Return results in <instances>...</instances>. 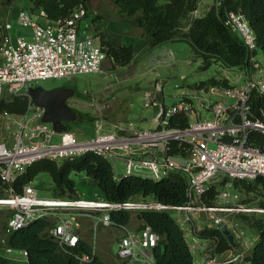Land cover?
Here are the masks:
<instances>
[{"label": "built area", "instance_id": "2783aa9c", "mask_svg": "<svg viewBox=\"0 0 264 264\" xmlns=\"http://www.w3.org/2000/svg\"><path fill=\"white\" fill-rule=\"evenodd\" d=\"M205 1L199 0L193 17L202 16L211 5L220 3L219 0H209L210 4H204ZM88 17L85 3H79L68 17L57 21L48 20L42 10L33 13L29 8H24L17 14L15 25L30 29L28 40L21 34L13 35L10 32L13 24L6 22L0 35V99L4 96L28 97V87L36 86L41 80L66 79L99 72L102 62L107 59L106 48L101 43L97 28L88 30L89 24L82 25ZM225 25L240 37L250 52L256 50L255 34L240 11L227 12ZM169 62H174L172 51H165L152 59L154 66ZM239 72L244 78L242 85L235 86L229 82L226 88L211 86L182 90L181 101L171 107L165 105L164 84L154 79L150 88L143 93V103L152 113L154 106H158L159 110L152 117L154 125L146 129L132 122L110 124L100 114V106L94 104L98 115L96 131L87 140L78 139L68 131L57 133L51 124L41 122L43 109L36 107L28 97L30 105L27 113L15 115L18 133L10 144L7 140L0 142V180L3 184L0 208H7L11 213L6 222V234L36 220H51L53 224L47 229V235L56 242L58 250L74 257L80 264H92L91 254L76 251L81 240L79 225L75 220L79 216L92 223L94 232L99 226L118 231L117 264H155L153 252L161 240L160 235L149 226L141 225V222L135 227L130 223L115 224L110 213L121 209L174 212V220L185 239L191 238L187 242L191 252L199 253L200 258L195 264H241L246 250L248 252L250 248L244 241V233L235 216L257 211L237 204L239 195L230 194L225 188L233 186L230 181L217 187L213 204L203 202L218 174L234 181L250 182L264 178V149L249 143L252 131L264 134V116L254 117L248 103L253 92L264 94V66L257 55H251L248 67ZM198 92L205 93V97L201 99ZM194 96L196 104L207 111V116L203 117L197 110ZM229 100L233 102L229 103ZM177 112H183L189 119L184 130L169 127V118ZM10 116L13 115L4 113L1 117L9 120ZM55 136L59 137L58 143L53 142ZM173 141L179 146H187L189 153L186 156L168 155ZM88 152L102 156L112 167H121L124 175L138 173L151 179H161L169 173L180 172L187 179L188 202L181 206H170L152 199L124 204L99 198L70 200L39 196L31 184L24 186L20 193L12 186L15 179L35 161L48 159L59 163ZM174 156H181L186 160V165L173 161ZM115 171L116 177L121 176ZM200 214L206 216L209 226L220 229L225 225L232 234L233 248L224 252V258L214 252V241L200 240L198 243L192 222ZM92 238V254H95V233ZM0 245L2 252H13L6 247V238L0 239ZM239 247L243 250L238 251ZM21 255L25 260L27 253L21 251ZM9 258L14 262L21 261L17 256Z\"/></svg>", "mask_w": 264, "mask_h": 264}, {"label": "trees", "instance_id": "16d2710c", "mask_svg": "<svg viewBox=\"0 0 264 264\" xmlns=\"http://www.w3.org/2000/svg\"><path fill=\"white\" fill-rule=\"evenodd\" d=\"M10 1V0H7ZM33 13L44 11L46 18L57 21L69 16L71 11L86 0H29ZM123 18L132 19L142 30L146 44L151 48L166 42H184L190 46L194 60L198 62V71H207L212 65L223 70L242 71L249 65L251 55L258 51L264 55V0H219L199 17L192 13L197 9L199 0H107ZM240 11L248 21L256 37V50L250 52L240 37L225 25L226 13ZM101 43L106 48V56L112 61V68L126 66L134 58L131 45L110 44L100 33ZM218 86L229 87L224 77L211 76L196 83L193 88ZM252 115L264 116V94L253 92L248 101ZM30 99L25 96H13L0 99V116L4 113L22 116L28 111ZM189 119L183 112L174 113L169 118V127L184 130ZM70 132V131H68ZM249 143L264 149V134L252 131ZM189 153L187 146L171 142L168 155ZM41 173H46L53 184L52 197L74 200L79 198L77 183L73 176L83 174L95 184L103 197L101 199L116 204L132 203L138 197L151 198L163 205L181 206L188 202L186 195L187 179L180 172L169 173L161 179H151L141 175L115 176L113 167L105 158L92 152L85 153L62 162L41 159L27 166L19 175L13 188L22 192L24 186L31 184ZM264 187V178L254 180ZM224 183V181H223ZM234 188L243 187L247 192L252 190L251 183L235 180ZM3 184L0 180V196ZM217 196V187L212 185L203 197L205 204H213ZM111 220L118 225L130 223V210H115L110 213ZM141 225L149 226L160 235L161 240L154 249L155 264H195L192 252L182 230L169 212L141 210L137 214ZM244 221L249 218L243 216ZM51 220H36L16 231L6 234V247L12 250L25 251L27 264H80L74 257L62 254L56 242L47 235ZM254 229L257 239L244 261L250 264H264V221L261 219L248 222ZM194 235L200 240L214 241V252L219 255L232 245L219 229L205 226ZM78 253L92 256V264H106L95 254L91 246L80 240ZM0 264H18L0 253Z\"/></svg>", "mask_w": 264, "mask_h": 264}, {"label": "rangeland", "instance_id": "374dc122", "mask_svg": "<svg viewBox=\"0 0 264 264\" xmlns=\"http://www.w3.org/2000/svg\"><path fill=\"white\" fill-rule=\"evenodd\" d=\"M2 1L9 3L7 0ZM207 1L210 2L209 0H206V2ZM16 3L22 8H27L29 0H16ZM19 29V33L28 40L31 32L30 29L28 27H19ZM165 45L168 46L170 48L169 50L174 53V62L154 66L151 63L144 61L142 64L134 63L131 66L126 65L116 67L114 69H104L97 73L78 75L66 79L41 80L35 85L42 86L45 89L60 86L74 89V96L68 100V104L77 111L78 118L76 121L67 123L68 131L72 132L78 139L87 140L91 138L96 131L95 120L98 118V115L92 107L94 104H98L100 106V114L110 124L117 122H132L139 128H148L152 121L153 114L149 109L144 107L143 91L149 88L150 82L154 79H158L164 84L165 105L168 107H171L175 103L181 101L182 90L188 91L189 87L193 86L196 82L204 81L207 77L225 76L231 85L235 86L242 85L244 82V78L241 76L239 71H224L217 65H212L204 72L198 71V62L194 60L190 46L187 43L166 42L157 46L162 47ZM257 59L261 62L262 66H264V55H262L260 51L257 53ZM104 62L108 63V60L105 59ZM197 95L201 99L205 97V93L203 94L198 92ZM4 98L10 99L12 97L4 96ZM193 101L199 113L203 117L207 116V111L199 104H196L197 102L195 96L193 97ZM232 102L233 100H229V103ZM29 115H31V111H29ZM15 119H17L15 115L10 116L9 120L3 119L0 116V142L7 140L10 144L15 134L18 133L16 123H14ZM8 122H10L9 126ZM58 141L59 137L55 136L53 138V142L58 143ZM113 167L116 170H114L116 173L124 175V171L121 167ZM135 175L141 174L136 173ZM82 176L83 175H75L73 178L79 183ZM227 181H230L232 185L235 182L234 180H229V178L224 177L222 174H218L213 179V184L219 188L222 185H225ZM248 183H251L252 185V190L249 192H247L243 187L235 189L233 186H226L225 188L230 194L239 195L240 200L237 204L244 205L247 208L259 210L257 212L240 213L235 216V221L244 233V241L248 243L247 245L250 248L251 243L255 240L257 234L254 229H251L248 226V222H253L258 219L264 221V187L256 184L254 181H250ZM51 185V179L47 174L39 175L32 184V186L37 189L38 195L42 197L50 196L46 192L51 189ZM41 188H44L45 190ZM79 191L82 193V197L101 199V196L99 195L100 190L89 180H87L86 186H82ZM150 200L151 198L138 197L133 200L132 203L144 201L148 202ZM130 212V221L133 222L131 226L135 227L139 222L137 214L140 210L135 209L130 210ZM170 215L173 219H175L174 212H171ZM243 216H247L249 221H244L245 219ZM192 224V229L196 231H199L201 227L203 228L210 225L204 214L196 216ZM90 227L93 235L94 233L97 235V231L101 228V226H99L96 229V232H94L92 223ZM112 229L114 232L112 238L114 240L108 249V255L115 257L117 249L116 239L119 233L115 228ZM186 241L190 242L191 238L188 237ZM198 243H200V239H198ZM0 247L2 248L1 245ZM237 250L241 251L243 248L239 247ZM248 252L246 250L244 256ZM0 253L6 257L17 256L21 258L20 264H26L25 260L22 258L21 251L13 250L10 254L2 251ZM192 255L195 261L200 258L198 252H193ZM220 258H224V256ZM16 263L19 264V262ZM241 264L250 263L243 260Z\"/></svg>", "mask_w": 264, "mask_h": 264}, {"label": "crops", "instance_id": "0c3cea01", "mask_svg": "<svg viewBox=\"0 0 264 264\" xmlns=\"http://www.w3.org/2000/svg\"><path fill=\"white\" fill-rule=\"evenodd\" d=\"M204 4H210V2L205 1ZM31 5H32V3L29 1V5H27V8H30ZM85 5L87 6L90 17L85 19L82 22V25L86 26V24L87 25L89 24L90 26H88V30H91L92 28H94V29L97 28L99 30V32L103 34L104 38L110 44H112L114 46L124 44V45H131L134 48V52H135L134 58H133L132 62L130 64H128L129 66H131L134 63L142 64V62H144V61L152 64V59L154 56L161 54L165 51H170L169 50L170 48L166 45L162 46V47L155 46V47L150 48L146 44L145 37L142 34V30L138 27L136 22L132 19H127V18L121 17L116 12L115 7L111 3H109L107 0H86ZM22 9H24V8L20 7L16 3V0H10L9 3H5L4 1L0 0V35L3 33L2 27L6 22H10L13 24L12 29L10 31L13 35L20 34L19 33L20 29H19V27H17L15 25V20H16L17 14ZM93 18H94V20H93ZM40 21L44 22V19L40 18ZM107 60H108V63H105L104 61L102 62L101 71L104 69H113L111 59L107 58ZM174 60H175V58H174ZM151 82L149 84V88H150ZM199 82H196V83H199ZM194 85L189 87L188 90H195V88H193ZM146 90H144L143 93ZM153 125L154 124L151 121L149 127L153 126ZM41 174H46V173H41ZM41 174H39V175H41ZM78 175H83V174H78ZM86 178L87 177L83 175L80 179V182L79 183L76 182L77 183L78 196L81 198H86V197H82L81 196L82 193L79 191V189H81L82 186H84V187L86 186V183L88 180ZM35 179H34V181H35ZM34 181L31 183V185L34 183ZM41 187H43V186H41ZM41 189H44V188H41ZM52 189H53V184L51 185V189L48 190L46 193L51 195ZM99 195L101 196L100 198L103 197V195L101 194L100 191H99ZM43 197H46V196H43ZM88 199H91V198H88ZM10 215H11V213L9 212V210L7 208H0V239L6 238V222H7L8 218L10 217ZM75 220L79 225L78 234L80 236V239L85 241L86 243H88L92 247L93 232L91 231L90 221L86 218L79 217V216H77L75 218ZM132 223L133 222L130 221V225H132ZM139 223H140V221L138 222V225H139ZM113 235H114V232H113L112 228H103V227H101L97 231V235H96V240H95V243H96L95 247L96 248L94 250L95 255L99 259H101L103 262H105L106 264H117L116 258L108 255V249L114 240L112 238ZM256 239H257V235L255 237V240L251 243L250 250H251L254 242L256 241ZM250 250H249V252H250ZM0 252H1V247H0ZM222 256H225V253L219 254V257H222ZM19 264H20V262H19Z\"/></svg>", "mask_w": 264, "mask_h": 264}, {"label": "water", "instance_id": "95a60500", "mask_svg": "<svg viewBox=\"0 0 264 264\" xmlns=\"http://www.w3.org/2000/svg\"><path fill=\"white\" fill-rule=\"evenodd\" d=\"M204 92L206 93L207 89ZM74 93V89L63 86L45 89L36 85L27 89V95L31 102L36 107L43 109L41 122L51 124L53 130L57 133L67 132V123L76 121L78 118L77 111L68 104V100L74 96ZM158 110V106L153 107V117L156 116ZM173 161L182 166L186 165V160L181 156H174ZM219 231L233 245V236L226 226L222 225Z\"/></svg>", "mask_w": 264, "mask_h": 264}, {"label": "bare ground", "instance_id": "6f19581e", "mask_svg": "<svg viewBox=\"0 0 264 264\" xmlns=\"http://www.w3.org/2000/svg\"><path fill=\"white\" fill-rule=\"evenodd\" d=\"M254 211H259L258 209H255Z\"/></svg>", "mask_w": 264, "mask_h": 264}]
</instances>
